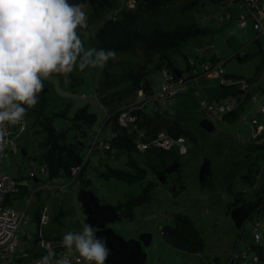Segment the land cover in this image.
Returning <instances> with one entry per match:
<instances>
[{
  "label": "rangeland",
  "instance_id": "1",
  "mask_svg": "<svg viewBox=\"0 0 264 264\" xmlns=\"http://www.w3.org/2000/svg\"><path fill=\"white\" fill-rule=\"evenodd\" d=\"M192 1L197 3L193 7H189L191 0H174L157 11L142 9L139 12L138 28L145 34H152L157 27L171 31L193 24L211 30L206 36L189 40L171 55L175 67L181 71H187L188 64H192L187 74L193 81L188 83L183 93L176 96L174 104H164L163 100H159L161 111H167L170 116L181 114L199 120L205 118L201 102L216 104L222 91L220 79L205 74L206 64L213 67L222 65L225 73L236 81L247 82L257 77L260 84L254 82L251 90L259 100L245 102L241 116L232 123L206 117L213 124L214 132L208 135L202 152H195L194 146L188 141L187 150L181 151L185 157L180 178L173 176L165 184H156L152 202L136 208L133 220L124 219L109 226L126 240L138 239L144 233L151 234L152 246L146 248L148 264H228L239 238L242 239V249L254 241L251 219L242 231H238L230 217L229 206L234 202L236 194L245 193V198L250 201L264 186V182L260 184L256 174V168L264 169V151H248L249 144L253 147L264 142V131H259V126L264 125V114H258L259 106L264 103V68L258 71L264 66V36L258 35L251 22L245 26L240 25L238 20L245 10L235 8L226 0ZM133 5L135 3L126 0H113L109 9L99 12L90 5L84 6L88 27L77 31L85 48L100 49L96 36L106 19L122 10L132 9ZM228 14H233V19L221 22L222 17H227ZM237 54L241 60L235 57ZM142 67L146 68L147 78L152 83V93L160 94L165 79L164 71L171 69L167 63H162L160 54L149 52L144 45H140L129 52H117L115 59L109 60L103 69H74L69 74L70 84H65L62 76L54 74L43 81L44 91L33 108L40 107L43 93L48 99L45 112L50 117L69 104L73 106L70 115L77 109L88 106L90 113L98 117V122L92 129L98 133L105 121L107 109H110L104 105L101 96L110 98L113 93L125 90L131 81L124 77L138 72ZM144 94L143 91H138L122 101L115 96V102L119 107H125L137 102ZM147 105L150 110L155 107L153 101H149ZM254 119H257L258 124L253 123ZM24 123L27 127L22 133L19 132V125L10 127L12 139L18 149L4 159L1 167L3 174L20 180L29 192L24 197L19 195L13 199L16 210L24 211L27 208L30 218V224L24 226L19 233L16 260L23 264L26 257L33 259L41 253V249L33 243L38 233L36 215L42 212L44 206L48 209L49 223L43 229L50 238H61L66 232L81 231L84 224V214L75 196L78 186L75 184L65 192L62 187L68 181L51 180L43 173V153L36 150L42 137L36 133L38 128L33 126V119L25 117ZM54 126L62 131L68 127V122L57 119ZM110 132V127L105 126L100 139L107 137ZM82 143V157L84 160L88 157L90 159L87 171V178L91 181L89 189L98 196L101 203L116 205L142 192L141 183L128 184L115 178L106 180L99 177L95 170V167L105 170V163L126 169L125 156H120L115 163L103 152L90 154V147L94 143L91 136L82 139ZM257 157L260 158L259 164H256ZM205 158L212 165L213 187L208 184L203 186L199 181L200 168ZM154 181V177L149 174L146 182ZM37 189L38 193L32 196ZM62 209L68 214L57 219ZM175 213L188 215L203 232L205 249L202 253L188 254L166 245L161 230L172 224L171 216ZM256 217L253 216L254 219ZM262 218L264 220V208ZM261 232V242L264 245V230ZM25 233L31 235V241L25 240Z\"/></svg>",
  "mask_w": 264,
  "mask_h": 264
},
{
  "label": "trees",
  "instance_id": "2",
  "mask_svg": "<svg viewBox=\"0 0 264 264\" xmlns=\"http://www.w3.org/2000/svg\"><path fill=\"white\" fill-rule=\"evenodd\" d=\"M112 1L69 0V3L90 5L96 12H99L109 9L112 6ZM126 1L130 2L131 0ZM173 1L135 0V6L132 9L122 10L106 19L96 36L98 47L106 50L112 49L117 53L129 52L140 45H144L147 51L161 55L162 63H167L171 69L167 71L176 76L187 74V71L192 68V64H188L187 71H181L175 67L171 55L189 40L211 33L210 29L199 24H193L177 27L171 31H164L157 27L152 34H145L138 28L139 12L142 9L157 11L167 7ZM195 4L197 3L191 0L189 7H193ZM235 57L241 60L239 54ZM263 68L262 65L258 71H262ZM145 70L146 68L142 67L138 72L124 77V79L131 81L125 90L113 93L110 98L101 96L104 105L110 109H107L105 121L99 131L101 130L102 133L106 126V128L110 127L111 132L107 137L101 139L103 145L94 148L90 154L103 152L115 163L120 156H125L127 162L126 169L112 167L105 163V170L101 171L96 167L95 170L99 177L106 180L115 178L128 184L141 183L143 185L142 192L138 196L128 197L116 205L101 203L98 196L89 189L91 181L87 178V171L90 167V159L88 157L84 160L82 157V150L84 149L82 139L90 136L96 139L99 131L98 133L92 131L98 122V117L96 114L90 113L88 106L79 108L70 115L73 106L69 104L50 117L45 112L48 99L43 93L40 107L30 109L25 116L33 119V126L38 128L36 133L42 137L36 150L43 153L46 176L51 180L68 181L65 184L67 191L71 190L75 184L78 186L75 196L84 214L83 222L90 224L98 237L106 238L107 246L111 249V254L105 264H148L146 248L152 246L153 236L151 234L144 233L138 239L126 240L116 234L109 226L124 219L133 220L136 208L152 202L156 184H165L169 177L180 178L182 174L185 155L181 153L180 149L165 150L151 146V142L161 136L174 139L184 137L194 146L195 152H202L208 135L214 132L213 124L206 117L199 120L181 114L170 116L167 111L162 112L161 109L148 111L140 107L133 111V116L136 117L135 122L127 127L122 126L119 122V116L123 107H119V104L115 102V96H117V100L122 101L125 97L136 94L138 91H143L147 96L153 94L152 83L147 78ZM192 81V79H186L185 82L188 85ZM247 82L250 85L254 82L258 83V78ZM221 89L218 102L230 97H235L241 101L244 95L236 86L221 85ZM249 100H251L250 95L222 121L230 123L237 121L245 108L244 103ZM108 114L113 115L110 120L106 119ZM57 119L66 120L68 127L62 131L57 130L54 126ZM100 134L98 139H100ZM140 142L147 146L144 151H140L138 147ZM248 151H264V142L255 144L253 147L252 144H249ZM23 153L26 155L25 151ZM77 169L79 171L75 174L74 171ZM149 174L154 177V182H146ZM199 181L203 186L207 184L211 187L214 186L212 165L207 158L204 159L200 168ZM26 193H28V189L21 186L15 198L19 195L24 197ZM245 196V193L236 194L234 202L229 206L230 217L238 231H242L255 213L264 208V188L256 192L253 200L248 201ZM12 201H8V203L10 204ZM67 214L68 212L62 209L59 211L57 219ZM40 218L41 215L38 212L36 221L39 224ZM171 220L172 224L161 230L166 245L188 254L202 253L205 249V240L203 232L195 222L184 213L173 214ZM239 240L242 242L241 238ZM257 250L261 253L264 262V248L258 247ZM236 264L242 263L238 261Z\"/></svg>",
  "mask_w": 264,
  "mask_h": 264
},
{
  "label": "clouds",
  "instance_id": "3",
  "mask_svg": "<svg viewBox=\"0 0 264 264\" xmlns=\"http://www.w3.org/2000/svg\"><path fill=\"white\" fill-rule=\"evenodd\" d=\"M82 3L69 0H0V129L19 125L23 132L27 112L38 103L44 80L54 74L70 84L74 69L105 68L114 60L112 49L85 48L78 29H87ZM5 145L0 131V153ZM60 245L75 252L84 264H105L111 249L90 224L66 232ZM49 246L37 264H70L54 259Z\"/></svg>",
  "mask_w": 264,
  "mask_h": 264
},
{
  "label": "built area",
  "instance_id": "4",
  "mask_svg": "<svg viewBox=\"0 0 264 264\" xmlns=\"http://www.w3.org/2000/svg\"><path fill=\"white\" fill-rule=\"evenodd\" d=\"M134 4L135 0H131L130 3ZM229 4L233 5L237 9H244L245 12L239 18L238 23L242 26H245L248 22L253 23L254 29L259 36H264V0H226ZM134 6V5H133ZM132 6V7H133ZM112 17V16H110ZM233 19L232 14H228L227 17H222L221 22L231 21ZM205 74H208L210 77L215 79H220L221 85L226 87L236 86L240 91L244 93L241 101L237 100L235 97H230L224 99L221 102L216 104H208L206 101L201 102V109L205 117H209L216 121H222L224 117L234 112L241 102L251 94V87L246 81H236L235 79L227 76L222 65L217 67L205 65ZM164 81L162 84L161 93L158 95L151 94L147 96L146 94L144 100H139L135 103H131L123 107L120 111L119 122L122 126L127 127L129 124L135 122L136 117L133 116V111L138 107L145 108L148 111V102L153 101L155 107L152 110L161 109L158 101L163 100L164 104H174L175 98L177 95L183 93L187 86L185 82L186 79H189L188 74H182L181 76H176L171 72L164 71ZM251 99L257 100L258 96H251ZM258 114H264V103L259 106ZM112 114H108L106 119L110 120ZM254 124H258L257 119L253 120ZM4 133L5 145L3 147L2 153H0V264H23L17 262L16 254L18 251L19 245V233L24 226L30 224V218L27 214V208L23 211L16 210L13 205L12 199L16 197V194L20 191V187L24 185L20 180L11 178L9 175L3 174L1 172V167L4 163V159L11 153H15L18 149V146L12 139V130L10 126L5 125L3 129H0ZM101 130L99 131V134ZM99 134L94 139V143L90 148V153L92 150L98 146H102L103 142L99 138ZM188 141L184 137H179L177 139L171 137L161 136L151 142V146L162 148L165 150L171 149H180V151L187 150ZM140 151H144L147 147L141 142L138 144ZM43 173L46 174V167L42 169ZM79 169L75 170L74 173L77 174ZM26 183V181H25ZM63 191H67L66 186L62 187ZM38 189L34 191L32 196L38 193ZM29 193V192H28ZM8 201H12L10 204ZM31 202L29 200L28 204ZM262 210L260 209L254 216H257L256 219L251 218L253 226V243L241 248V241L238 240L234 246L235 252L231 257L228 264H236L238 261H241L242 264H264L262 261V255L258 252L257 248L262 247V232L264 230V220L262 218ZM48 209L44 206L42 212L40 213V224L38 223V233L36 241L33 245L41 249V253L33 257V259H28L26 257V264H37V261L40 260L46 254L47 248L51 246L56 251V257L54 259H62L68 257L70 264H84L82 258L78 257V254L75 252H69L64 249L60 242L62 238H50L45 233L43 227L48 225L49 217L47 215ZM24 238L27 241H31V235L24 234ZM28 261V262H27ZM24 263V264H25Z\"/></svg>",
  "mask_w": 264,
  "mask_h": 264
},
{
  "label": "crops",
  "instance_id": "5",
  "mask_svg": "<svg viewBox=\"0 0 264 264\" xmlns=\"http://www.w3.org/2000/svg\"><path fill=\"white\" fill-rule=\"evenodd\" d=\"M223 7H225V5H223ZM233 17H234V15H233ZM258 84H260V81H258ZM251 89H252V87H251ZM250 94H251V96H257L256 94H253V90L250 91ZM144 99H145V96H143L140 99H138V101L139 100H144ZM258 99H259V97H258ZM259 131H264V125H260L259 126ZM257 162L258 163H256V164H259L260 163V158L259 157H257ZM256 167H258V166L256 165ZM256 174H257L258 180L260 181V184H262L264 182V169L256 168ZM263 188H264V186H263Z\"/></svg>",
  "mask_w": 264,
  "mask_h": 264
}]
</instances>
